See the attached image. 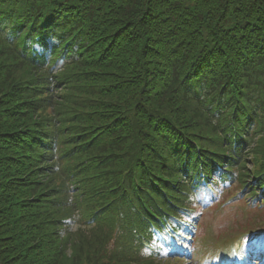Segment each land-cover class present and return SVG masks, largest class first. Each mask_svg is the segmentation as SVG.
Instances as JSON below:
<instances>
[{
  "label": "trees",
  "instance_id": "1",
  "mask_svg": "<svg viewBox=\"0 0 264 264\" xmlns=\"http://www.w3.org/2000/svg\"><path fill=\"white\" fill-rule=\"evenodd\" d=\"M203 182L264 186V0H0V264H167Z\"/></svg>",
  "mask_w": 264,
  "mask_h": 264
},
{
  "label": "rangeland",
  "instance_id": "2",
  "mask_svg": "<svg viewBox=\"0 0 264 264\" xmlns=\"http://www.w3.org/2000/svg\"><path fill=\"white\" fill-rule=\"evenodd\" d=\"M248 166H250V164ZM234 184L233 188L237 186L236 182H234ZM230 188L231 186L226 187L227 190H223L215 201L208 196L204 201H199L197 203L199 206L194 213V220L196 223L190 226L188 233L184 231L186 234H191L192 237L195 238L192 243L195 250L193 256L196 261L187 255H181V257L184 258L183 261L168 260L169 262H167V264H198V258L202 257L204 253H201L203 246L208 241H220L225 235L231 234L241 238V235L235 234L240 232L241 229L254 226L256 222L253 221V219L256 216H261L264 219V206L258 207L257 204L252 201L246 202L244 196L230 199ZM257 219L260 218L258 217ZM75 226V224L71 225L72 228H75ZM222 245H226V242H223ZM228 245L236 246L234 240H230ZM185 247L187 250L191 248L190 239L188 245Z\"/></svg>",
  "mask_w": 264,
  "mask_h": 264
}]
</instances>
